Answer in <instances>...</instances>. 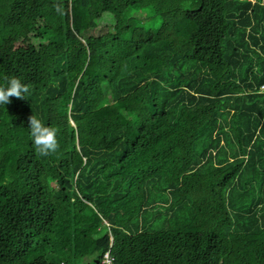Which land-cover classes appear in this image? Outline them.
I'll return each mask as SVG.
<instances>
[{
	"label": "trees",
	"instance_id": "obj_1",
	"mask_svg": "<svg viewBox=\"0 0 264 264\" xmlns=\"http://www.w3.org/2000/svg\"><path fill=\"white\" fill-rule=\"evenodd\" d=\"M9 77L0 264H264V1L0 0Z\"/></svg>",
	"mask_w": 264,
	"mask_h": 264
},
{
	"label": "clouds",
	"instance_id": "obj_2",
	"mask_svg": "<svg viewBox=\"0 0 264 264\" xmlns=\"http://www.w3.org/2000/svg\"><path fill=\"white\" fill-rule=\"evenodd\" d=\"M54 7L58 13H63L62 6L56 4ZM29 89L30 86L22 83L17 77L6 78V83L0 85V104H10L12 102L10 98L25 99L26 94L29 93ZM28 128L30 139L38 156H48L58 150V128L46 126L34 114L28 117Z\"/></svg>",
	"mask_w": 264,
	"mask_h": 264
},
{
	"label": "rangeland",
	"instance_id": "obj_3",
	"mask_svg": "<svg viewBox=\"0 0 264 264\" xmlns=\"http://www.w3.org/2000/svg\"><path fill=\"white\" fill-rule=\"evenodd\" d=\"M252 2H254L255 0H251ZM149 21H151V23H152V25H158V23H159V21H158V19L155 21V22H153V19H148L147 21H146V23L149 25ZM103 24H100V26H102ZM24 45H26V46H28V47H30L31 49H33V47H32V45H31V43H29V40H27L25 43H24ZM17 46V43L14 41V40H11V41H9L4 47H3V52H5V53H7V52H9L10 50H12L14 47H16Z\"/></svg>",
	"mask_w": 264,
	"mask_h": 264
},
{
	"label": "built area",
	"instance_id": "obj_4",
	"mask_svg": "<svg viewBox=\"0 0 264 264\" xmlns=\"http://www.w3.org/2000/svg\"><path fill=\"white\" fill-rule=\"evenodd\" d=\"M264 0H262V2H263ZM261 89H264V84L261 86ZM105 261L108 263V264H110V262H111V257L106 253L105 254Z\"/></svg>",
	"mask_w": 264,
	"mask_h": 264
}]
</instances>
